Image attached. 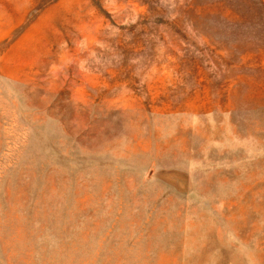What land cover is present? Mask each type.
<instances>
[{"label":"rangeland","instance_id":"rangeland-1","mask_svg":"<svg viewBox=\"0 0 264 264\" xmlns=\"http://www.w3.org/2000/svg\"><path fill=\"white\" fill-rule=\"evenodd\" d=\"M0 264H264V0H0Z\"/></svg>","mask_w":264,"mask_h":264}]
</instances>
